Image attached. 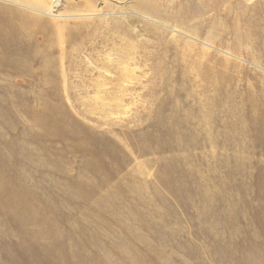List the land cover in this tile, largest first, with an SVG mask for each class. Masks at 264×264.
I'll return each mask as SVG.
<instances>
[{
	"label": "rangeland",
	"instance_id": "obj_1",
	"mask_svg": "<svg viewBox=\"0 0 264 264\" xmlns=\"http://www.w3.org/2000/svg\"><path fill=\"white\" fill-rule=\"evenodd\" d=\"M95 7L129 17L84 33L55 92L0 98V153L26 172L20 193L46 219L29 229L51 232L30 245L0 222V264H33V247L62 264H262L264 0ZM57 104L98 157L69 153L70 136L40 138V116Z\"/></svg>",
	"mask_w": 264,
	"mask_h": 264
},
{
	"label": "bare ground",
	"instance_id": "obj_2",
	"mask_svg": "<svg viewBox=\"0 0 264 264\" xmlns=\"http://www.w3.org/2000/svg\"><path fill=\"white\" fill-rule=\"evenodd\" d=\"M95 2L96 0H0L1 99L36 95L40 92L41 88H38L41 85H44L42 89L47 94H50V89L55 92L59 80L63 79L64 75L66 76L67 67L63 62L64 56L69 49L70 53L72 52V47L78 45L84 33L102 22L117 24L119 19L129 17L125 14L116 16H110L107 13L100 14L95 7ZM136 8L139 18L149 24H155L147 18L150 15V10H147L148 6L139 2ZM185 37L187 40H184L183 48L189 49L192 47L194 38L186 34ZM203 45L206 48L210 47L207 42ZM26 84H30L28 88L25 87ZM54 108L56 109L52 112L40 116L38 122L40 138L51 144L52 142L62 143L64 137L70 136L65 142L69 153L81 151L84 154L98 157L101 153L95 155L93 145L89 144L91 138L83 136L62 105L57 104ZM262 139L260 138L259 141ZM66 159L68 158H51L54 169L60 170L59 161L66 166ZM83 163L85 166L91 165L89 161H83ZM18 171L16 166L11 168L8 158L0 153V214L2 215L0 222L7 225L8 229L20 230V239L30 245L36 239L45 242L46 238L51 237L49 229L44 232L37 228L29 229L28 225L34 226L39 224L38 222H45L46 219L43 215H35L36 206L34 204L26 206L20 190L23 188L21 182L23 177L27 179L28 175L24 171L22 175H19ZM103 179L104 176L101 173L100 180ZM99 184L100 182L90 184L82 193V200H88L97 195ZM93 209L97 207L93 205ZM23 249L17 250V257L20 259L25 257ZM31 251L32 254H27L24 260H30L32 257L33 264H62L61 261L64 260L63 258L61 261L50 258L47 253L34 247ZM252 261L251 257L247 258L248 263ZM17 264L26 263L18 262Z\"/></svg>",
	"mask_w": 264,
	"mask_h": 264
}]
</instances>
